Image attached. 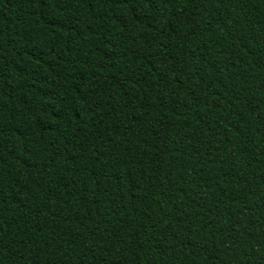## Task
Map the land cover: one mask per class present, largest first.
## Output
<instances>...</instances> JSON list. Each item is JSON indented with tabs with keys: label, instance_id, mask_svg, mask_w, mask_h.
<instances>
[{
	"label": "trees",
	"instance_id": "1",
	"mask_svg": "<svg viewBox=\"0 0 264 264\" xmlns=\"http://www.w3.org/2000/svg\"><path fill=\"white\" fill-rule=\"evenodd\" d=\"M0 264H264V0H0Z\"/></svg>",
	"mask_w": 264,
	"mask_h": 264
}]
</instances>
